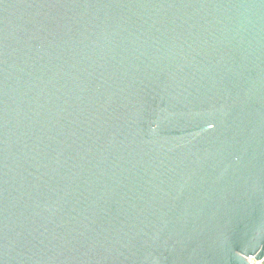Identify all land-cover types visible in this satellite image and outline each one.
I'll use <instances>...</instances> for the list:
<instances>
[{
	"label": "water",
	"instance_id": "1",
	"mask_svg": "<svg viewBox=\"0 0 264 264\" xmlns=\"http://www.w3.org/2000/svg\"><path fill=\"white\" fill-rule=\"evenodd\" d=\"M264 257V0H0V264Z\"/></svg>",
	"mask_w": 264,
	"mask_h": 264
},
{
	"label": "built area",
	"instance_id": "2",
	"mask_svg": "<svg viewBox=\"0 0 264 264\" xmlns=\"http://www.w3.org/2000/svg\"><path fill=\"white\" fill-rule=\"evenodd\" d=\"M250 264H264V257L261 259H255L254 257L248 258Z\"/></svg>",
	"mask_w": 264,
	"mask_h": 264
}]
</instances>
